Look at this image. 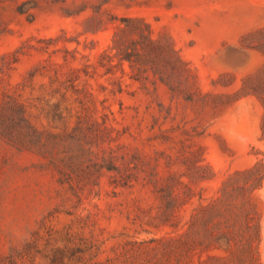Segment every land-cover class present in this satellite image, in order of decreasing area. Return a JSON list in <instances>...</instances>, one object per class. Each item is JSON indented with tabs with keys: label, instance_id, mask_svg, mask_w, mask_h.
Here are the masks:
<instances>
[{
	"label": "rangeland",
	"instance_id": "obj_1",
	"mask_svg": "<svg viewBox=\"0 0 264 264\" xmlns=\"http://www.w3.org/2000/svg\"><path fill=\"white\" fill-rule=\"evenodd\" d=\"M124 18L171 41L175 91L102 57ZM258 73L264 0H0V109L22 103L41 140L0 138V264L211 263L180 235L264 162V106L241 92ZM250 200L264 237V182Z\"/></svg>",
	"mask_w": 264,
	"mask_h": 264
},
{
	"label": "trees",
	"instance_id": "obj_2",
	"mask_svg": "<svg viewBox=\"0 0 264 264\" xmlns=\"http://www.w3.org/2000/svg\"><path fill=\"white\" fill-rule=\"evenodd\" d=\"M123 21L124 26H118L109 47L110 51H115L114 55L107 49L102 57H108L110 61L117 57L119 64L128 61L136 69V74L145 73L148 78L152 73L156 79L165 82L175 91L178 86L172 82V78L181 77L188 72V68L171 41L167 38H155L149 24L141 19L124 18ZM99 63L107 71L111 70L112 63L111 66L102 60ZM263 78L260 73L246 77L241 92L244 96H258L264 106ZM10 129L28 137V140L15 138ZM261 130V139L264 140V117ZM37 136L38 133L33 130L26 117L23 104L13 100L4 101L0 109V138L13 144H22L26 141L40 142ZM99 167L109 171L118 169L111 161ZM263 182L262 160L251 167L234 171L224 182L222 195L213 203L201 205L203 215L191 219L180 235L189 238L202 234L204 239L194 238V245L184 239L181 241L182 245L189 249L198 242L202 250H220L221 253H209V264H264L260 250L264 240L262 223L255 204L250 200L253 192L263 187Z\"/></svg>",
	"mask_w": 264,
	"mask_h": 264
}]
</instances>
